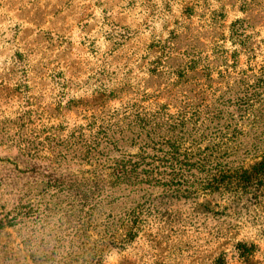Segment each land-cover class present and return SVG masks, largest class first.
I'll use <instances>...</instances> for the list:
<instances>
[{
  "label": "rangeland",
  "instance_id": "1",
  "mask_svg": "<svg viewBox=\"0 0 264 264\" xmlns=\"http://www.w3.org/2000/svg\"><path fill=\"white\" fill-rule=\"evenodd\" d=\"M0 264H264V0H0Z\"/></svg>",
  "mask_w": 264,
  "mask_h": 264
}]
</instances>
